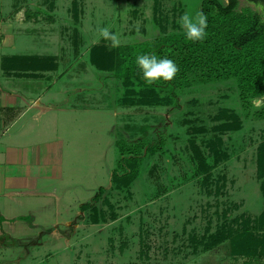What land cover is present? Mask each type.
<instances>
[{"label":"rangeland","instance_id":"374dc122","mask_svg":"<svg viewBox=\"0 0 264 264\" xmlns=\"http://www.w3.org/2000/svg\"><path fill=\"white\" fill-rule=\"evenodd\" d=\"M201 1L0 0V8L37 12L38 23L64 36L57 45L89 49L90 61L108 67L115 47L100 28L109 27L119 45L184 32L179 18L200 11ZM246 10L264 24L263 4L238 0L236 12ZM114 84L108 97L121 94ZM175 93L176 104L166 90L128 81L127 128L106 135L111 148L95 152L83 134L67 152L70 191L62 194L71 210L61 211L57 226L34 228L28 220L30 229L15 224L27 231L12 237L0 230L17 241L0 246V264H264V120L252 116L264 104L243 109L234 80ZM115 136L128 144L163 140L133 182L110 180ZM94 152L105 155L100 163ZM99 187L100 201L80 212Z\"/></svg>","mask_w":264,"mask_h":264},{"label":"crops","instance_id":"0c3cea01","mask_svg":"<svg viewBox=\"0 0 264 264\" xmlns=\"http://www.w3.org/2000/svg\"><path fill=\"white\" fill-rule=\"evenodd\" d=\"M2 7L7 16L0 18V230L12 237L26 230H14L25 222L20 218H29L34 228L63 221L58 215L71 210L62 194L63 187L64 194L70 191L67 152L83 134L93 139L95 152L110 149L106 135L114 126L127 128L128 96L127 81L115 80L111 66L90 61L89 49L57 45L64 36L55 25L38 23L37 12ZM114 80L121 94L108 97L117 87ZM95 152L92 159L100 163L105 155ZM115 155L116 165V149Z\"/></svg>","mask_w":264,"mask_h":264},{"label":"trees","instance_id":"16d2710c","mask_svg":"<svg viewBox=\"0 0 264 264\" xmlns=\"http://www.w3.org/2000/svg\"><path fill=\"white\" fill-rule=\"evenodd\" d=\"M248 1L264 5V0ZM237 6L238 0H226V3L201 1L200 11L208 17L207 36L202 42L188 41L182 32L115 47L113 64L110 65L113 78L135 81L140 87L156 91L157 94L166 90L175 104L176 90L234 80L241 106L248 109L254 99L264 96V24L247 10L237 13ZM141 54L171 59L177 65L178 72L171 81L160 80L149 85L142 79L136 65V57ZM152 105H158V102ZM252 116L257 121L264 120V108L255 111ZM162 146V139L135 144L116 141L117 161L110 180L133 182L139 175L144 158L159 153ZM103 192L104 188L99 187L89 202L80 205V212L97 204ZM0 246L14 247L17 241L3 235Z\"/></svg>","mask_w":264,"mask_h":264},{"label":"clouds","instance_id":"9594fccd","mask_svg":"<svg viewBox=\"0 0 264 264\" xmlns=\"http://www.w3.org/2000/svg\"><path fill=\"white\" fill-rule=\"evenodd\" d=\"M178 23L184 29L185 38L191 42L203 41L207 36L208 17L201 11L194 14L185 13L179 18ZM100 37L111 41L112 47L119 46L118 36L110 31L109 27L99 29ZM136 65L142 73V79L149 85L163 81H171L178 67L168 58H158L156 55L141 54L136 57ZM254 105L264 103V97H258L252 101Z\"/></svg>","mask_w":264,"mask_h":264},{"label":"water","instance_id":"95a60500","mask_svg":"<svg viewBox=\"0 0 264 264\" xmlns=\"http://www.w3.org/2000/svg\"><path fill=\"white\" fill-rule=\"evenodd\" d=\"M264 97V96H263ZM260 104H264V103H260Z\"/></svg>","mask_w":264,"mask_h":264}]
</instances>
